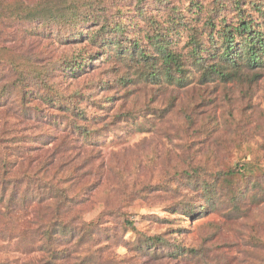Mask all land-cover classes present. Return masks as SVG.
Returning a JSON list of instances; mask_svg holds the SVG:
<instances>
[{"label":"trees","instance_id":"1","mask_svg":"<svg viewBox=\"0 0 264 264\" xmlns=\"http://www.w3.org/2000/svg\"><path fill=\"white\" fill-rule=\"evenodd\" d=\"M263 69L264 0H0V239L19 235L40 253L27 264H133L114 253L132 232L135 250L153 259L206 263L219 228L198 248L137 228L124 208L151 186L133 190L124 172L113 184L92 146L128 128L135 115L110 109L116 91L138 80L175 89L220 82L251 99ZM89 102L100 105L94 118ZM154 111L169 109L139 117ZM252 168L175 173L186 188L169 212L239 220L244 201L264 202V171Z\"/></svg>","mask_w":264,"mask_h":264},{"label":"rangeland","instance_id":"2","mask_svg":"<svg viewBox=\"0 0 264 264\" xmlns=\"http://www.w3.org/2000/svg\"><path fill=\"white\" fill-rule=\"evenodd\" d=\"M261 74L251 99L240 88L220 82L195 81L184 89H175L138 80L139 84L116 91L110 109L111 114L128 112L136 117H130L127 129L116 127V133H107L104 142L95 141L92 146L111 171L113 184L118 182L117 174L124 172L136 184L133 190L145 184L151 186L152 191L142 192L141 199H131L124 208L137 228L165 232L166 238H176L196 248L213 226L219 228L211 241L215 246L212 257L203 264H246L245 257L248 264H259L264 258V202L244 201V215L236 221L225 220L224 212L196 218L183 217L180 211L169 212L186 188L185 181L175 179V173L198 166L202 174H207L243 162L250 163L257 173L264 171V69ZM100 77L109 78L105 74ZM84 106L90 118L101 113L99 103ZM148 109L169 111L162 117L156 111L139 117ZM167 176L171 177L163 182ZM138 180L145 183L139 184ZM159 182L163 183L153 185ZM101 210L87 213L86 220ZM26 218L17 222L18 233L31 226V217ZM134 241L132 232L124 234L114 250L117 259L137 258L133 264H198L186 261L187 255L185 261L164 256L153 259L135 250ZM39 257L40 253L29 248L19 235L11 240L0 239V264H27Z\"/></svg>","mask_w":264,"mask_h":264}]
</instances>
